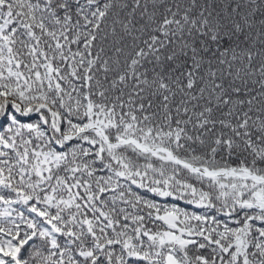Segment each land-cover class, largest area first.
Here are the masks:
<instances>
[{"label":"snow or ice","instance_id":"1","mask_svg":"<svg viewBox=\"0 0 264 264\" xmlns=\"http://www.w3.org/2000/svg\"><path fill=\"white\" fill-rule=\"evenodd\" d=\"M0 264H264V0H0Z\"/></svg>","mask_w":264,"mask_h":264}]
</instances>
